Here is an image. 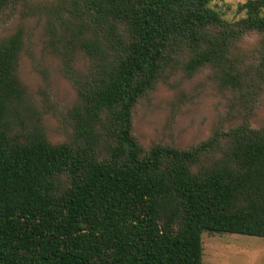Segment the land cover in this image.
Here are the masks:
<instances>
[{
    "label": "trees",
    "instance_id": "16d2710c",
    "mask_svg": "<svg viewBox=\"0 0 264 264\" xmlns=\"http://www.w3.org/2000/svg\"><path fill=\"white\" fill-rule=\"evenodd\" d=\"M219 1L0 0V28L21 6L75 91L54 143L18 75L24 27L0 37V264H203L204 232L264 238V0L233 21ZM204 71L239 122L141 145L137 105Z\"/></svg>",
    "mask_w": 264,
    "mask_h": 264
},
{
    "label": "rangeland",
    "instance_id": "374dc122",
    "mask_svg": "<svg viewBox=\"0 0 264 264\" xmlns=\"http://www.w3.org/2000/svg\"><path fill=\"white\" fill-rule=\"evenodd\" d=\"M34 4L52 0H31ZM248 0H222L211 7L227 20L244 16L238 6ZM22 7L4 27L0 37L18 26L25 29L24 48L20 55L18 75L27 89L32 108L40 113L42 126L50 141H65L70 135L68 110L75 91L63 76L62 64L46 46L44 29L34 18L21 16ZM253 40L246 41L245 48ZM209 72L191 79L172 77L154 93L142 100L133 115V133L144 147L166 143L180 148L207 138L214 127L227 128L239 122L230 114L227 93H220ZM253 127L264 123V93L250 117ZM203 264H264V238L240 234L202 233Z\"/></svg>",
    "mask_w": 264,
    "mask_h": 264
}]
</instances>
